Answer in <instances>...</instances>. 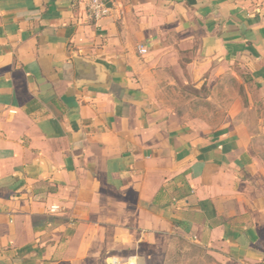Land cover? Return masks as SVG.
I'll use <instances>...</instances> for the list:
<instances>
[{
  "label": "crops",
  "instance_id": "obj_1",
  "mask_svg": "<svg viewBox=\"0 0 264 264\" xmlns=\"http://www.w3.org/2000/svg\"><path fill=\"white\" fill-rule=\"evenodd\" d=\"M110 9L0 0V264H160L179 237L264 264V0ZM231 67L251 102L211 134L155 104Z\"/></svg>",
  "mask_w": 264,
  "mask_h": 264
},
{
  "label": "rangeland",
  "instance_id": "obj_2",
  "mask_svg": "<svg viewBox=\"0 0 264 264\" xmlns=\"http://www.w3.org/2000/svg\"><path fill=\"white\" fill-rule=\"evenodd\" d=\"M155 104L168 112H176L186 123L196 124L204 135L221 127L230 113L247 109L253 93L238 67L221 72L208 82L188 84L184 80L164 79ZM160 264H222L206 248L179 237L167 249Z\"/></svg>",
  "mask_w": 264,
  "mask_h": 264
},
{
  "label": "built area",
  "instance_id": "obj_3",
  "mask_svg": "<svg viewBox=\"0 0 264 264\" xmlns=\"http://www.w3.org/2000/svg\"><path fill=\"white\" fill-rule=\"evenodd\" d=\"M110 2L111 0H87V7L90 18L98 22L108 17L111 12ZM140 52L145 54L147 50L141 48ZM57 210L58 207L53 206L51 208V213H55Z\"/></svg>",
  "mask_w": 264,
  "mask_h": 264
},
{
  "label": "water",
  "instance_id": "obj_4",
  "mask_svg": "<svg viewBox=\"0 0 264 264\" xmlns=\"http://www.w3.org/2000/svg\"><path fill=\"white\" fill-rule=\"evenodd\" d=\"M111 264H116V262L115 261H112V263Z\"/></svg>",
  "mask_w": 264,
  "mask_h": 264
}]
</instances>
